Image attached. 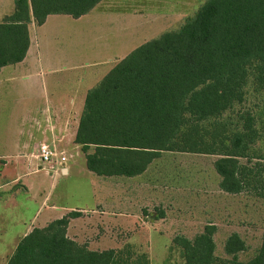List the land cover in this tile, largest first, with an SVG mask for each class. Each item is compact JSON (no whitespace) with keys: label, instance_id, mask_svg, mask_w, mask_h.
Returning <instances> with one entry per match:
<instances>
[{"label":"trees","instance_id":"1","mask_svg":"<svg viewBox=\"0 0 264 264\" xmlns=\"http://www.w3.org/2000/svg\"><path fill=\"white\" fill-rule=\"evenodd\" d=\"M101 1L13 0L0 20V69L23 61L31 22L79 19ZM249 90L264 91V0H205L176 31L136 47L87 91L74 144L100 178L139 177L164 152L216 156L219 190L238 195L258 182L256 165H248L262 144L254 114L241 109ZM78 216L34 229L7 264H142L128 248L90 251L66 238L69 218ZM215 233L208 224L192 239L176 236L183 264H264V233L245 262L239 234L226 238L219 258Z\"/></svg>","mask_w":264,"mask_h":264},{"label":"rangeland","instance_id":"2","mask_svg":"<svg viewBox=\"0 0 264 264\" xmlns=\"http://www.w3.org/2000/svg\"><path fill=\"white\" fill-rule=\"evenodd\" d=\"M116 1L104 0L99 7L106 9L109 4L116 7ZM204 1L166 0L163 6H159L163 10L145 12L166 15L164 26L150 18L107 19L90 15L78 23L69 16H58L57 20L66 23L56 29L49 27L41 31L44 63L31 66L38 71V80L33 83L43 81L49 86L55 83L74 85L82 80L86 88L96 85L105 75L101 74L105 68H93L95 63H108L115 55L119 58L162 33L176 31ZM54 32L56 35L52 36ZM74 61H78L79 68L76 71L67 69L66 65ZM12 109H0L6 114L0 115V154L6 147L9 156L15 152L12 133L16 123L13 117L8 116L12 115ZM241 109L254 114L262 144L253 147L251 154L254 155L248 165H256L254 170L258 182L238 195L219 190V178L212 166L218 157L170 152L162 153L140 177L106 179L84 171L85 158L79 151V157L73 158L78 171L64 177L59 176L58 170L59 179L51 189L50 179L45 178L43 173L23 179L29 183L32 199L22 192L19 184L14 186L18 182L16 177L25 174L21 163L14 166L9 160L5 177L0 183H3L5 191L12 186V190H19L16 211L23 217L31 216L38 207L40 202L34 201L36 195L43 196L49 189L54 206L85 211L83 216L86 219L80 226L83 231L78 244L89 249L128 248L138 255L142 264H183L179 250L173 247V239L176 236L192 239L206 225L212 224L216 227L213 237L215 255L225 258L224 241L230 234L237 233L247 245V250L239 255V260L245 262L260 248L264 233V91L255 94L249 90ZM228 115L234 118L235 113ZM62 141L59 140V143ZM57 142L54 143L56 146L68 152L80 150L69 140L67 145L60 143L62 147ZM240 163L247 164L244 159ZM54 168L59 169V166L54 165ZM89 216L93 218L91 221Z\"/></svg>","mask_w":264,"mask_h":264},{"label":"crops","instance_id":"3","mask_svg":"<svg viewBox=\"0 0 264 264\" xmlns=\"http://www.w3.org/2000/svg\"><path fill=\"white\" fill-rule=\"evenodd\" d=\"M103 1H101V3H99L87 15L82 16L79 19H72L80 23L81 19L89 17L90 15H95L107 19L115 17L139 19L150 18L153 22L161 23V26H164L166 23V15L164 14L157 13L151 15L145 13L148 12V10H163V8L159 6H163L166 0H118L115 3L116 7H112L111 4H109L106 9L99 7L104 3ZM175 3H177V1H175ZM13 9V0H0V20L5 16L10 15L13 12ZM58 16L61 17L65 15H50L41 26H36L34 22H31L28 25L29 47L23 61L0 69V109L5 108L6 110V108L12 107V115L8 114V116L10 118L13 117L16 123L15 132L12 133L14 134L13 138L15 140L13 142V146L15 147L14 155L9 156L6 147L2 149L3 153L0 154V181L5 177L7 167L9 166V160L13 162L14 166L15 164L20 166L19 163H21L22 166H24L25 174H23L24 176L19 174L16 177L15 180L18 182L14 184V186L19 184L23 190L22 192L30 198L32 195L31 189L29 183L23 181L24 178L43 173L45 178L48 177L50 179L51 189L54 182L59 179V176L69 177L70 173L78 171L75 159H73V161L70 159L69 162L64 165L53 164V166L50 167L42 165L36 158V146L39 143H46L50 148L56 149L57 152H63L67 155L73 156V158L79 157L80 150L68 152L66 149H63L60 143L64 146L68 144L69 140V143H72L78 149L80 148L78 145L74 144V138L83 110L86 93L89 89L95 86L90 85L86 88L82 85V80L77 81V84L74 85L55 83L49 86L43 81H41L40 84L33 83L38 80V71H34L31 66L34 64L36 66H41L44 63L42 42L40 40L42 35L41 31L49 27L56 29L66 23L65 21L57 20L59 19ZM55 35L56 33L54 32L52 36ZM128 54L129 53H125L119 58L115 55L113 61L104 64H99V62L95 63V67L93 68L104 67L105 69L102 73H99L106 74L116 63ZM66 68L71 71H76L77 68H79V63L78 61H74L73 63L66 65ZM40 75L41 73H39V77ZM3 112L1 111L0 115L4 114ZM4 135L6 134L4 133ZM59 140L63 141L59 143ZM56 141H58L57 145L62 148H59L54 144ZM54 165L59 166V169H55ZM58 170L60 171L59 176ZM84 171L90 173V175L92 174L87 170L86 165ZM14 186H12V188ZM12 188L5 191L3 183H0L1 264H7L19 242L34 229H43L50 223L67 217L70 213H77L79 216L69 218L66 227V238L77 244L81 242L79 239L83 230L80 229V226L83 225L86 219L85 216H83L85 215V211H76L75 207L63 209L62 207L54 206L53 201L51 200L52 195H49V189L43 196L40 194L38 196L36 195L37 198L34 201L38 200V202H40H37L38 207L31 216L23 217L20 212L16 211L20 192L15 189L12 190ZM80 213L82 215H80ZM88 218L90 221L93 219L92 216H89ZM87 249L90 251L102 250V248L92 249L91 247L90 249L87 247ZM111 249L117 250L115 248Z\"/></svg>","mask_w":264,"mask_h":264},{"label":"built area","instance_id":"4","mask_svg":"<svg viewBox=\"0 0 264 264\" xmlns=\"http://www.w3.org/2000/svg\"><path fill=\"white\" fill-rule=\"evenodd\" d=\"M36 158L42 165L58 164L64 165L73 159V156L63 152H57L56 149L50 148L46 143H39L36 146Z\"/></svg>","mask_w":264,"mask_h":264}]
</instances>
